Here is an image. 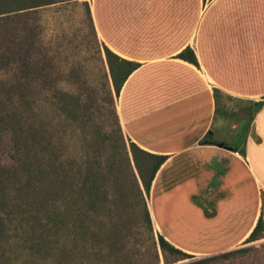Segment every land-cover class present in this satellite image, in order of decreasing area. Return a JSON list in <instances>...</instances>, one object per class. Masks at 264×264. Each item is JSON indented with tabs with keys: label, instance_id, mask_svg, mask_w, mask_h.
Listing matches in <instances>:
<instances>
[{
	"label": "crops",
	"instance_id": "crops-1",
	"mask_svg": "<svg viewBox=\"0 0 264 264\" xmlns=\"http://www.w3.org/2000/svg\"><path fill=\"white\" fill-rule=\"evenodd\" d=\"M91 16L101 45L139 64L118 96L125 137L168 157L155 231L194 256L238 247L264 207V0H92ZM187 46L198 66L176 57Z\"/></svg>",
	"mask_w": 264,
	"mask_h": 264
},
{
	"label": "rangeland",
	"instance_id": "rangeland-1",
	"mask_svg": "<svg viewBox=\"0 0 264 264\" xmlns=\"http://www.w3.org/2000/svg\"><path fill=\"white\" fill-rule=\"evenodd\" d=\"M91 2L64 0L0 25V117L17 114L28 133L19 160L0 157V264H166L144 220L149 197ZM250 245L264 254V239Z\"/></svg>",
	"mask_w": 264,
	"mask_h": 264
},
{
	"label": "trees",
	"instance_id": "trees-1",
	"mask_svg": "<svg viewBox=\"0 0 264 264\" xmlns=\"http://www.w3.org/2000/svg\"><path fill=\"white\" fill-rule=\"evenodd\" d=\"M64 0H0V25H9L15 22L17 15L21 12L27 13L35 11L37 8L60 3ZM210 0H203V4ZM86 4V3H84ZM87 6V5H86ZM87 11L89 7L87 6ZM93 26V25H92ZM13 49V48H12ZM105 60L108 66V75L112 83L113 92L119 96L121 88L127 78L139 67L138 63L128 61L118 57L103 45ZM17 52L13 49L8 61L15 57ZM2 59L6 57L0 54ZM178 59L198 66L196 57L190 47H186L178 55ZM263 104L258 103L255 111L259 110ZM117 118V116H116ZM27 129L17 114H6L0 117V157L10 160H19L25 151L27 140ZM129 140V139H128ZM130 152L136 169L139 173L145 194L149 195L151 183L161 167L167 160V156L150 154L140 149L129 140ZM143 155L146 159V168L142 169L139 159ZM264 207L261 206L256 224L248 237L239 247L197 259L191 264H264V254L258 252L251 243L264 239ZM144 220L152 231V221L147 207H145ZM157 244L166 264L194 258V255L179 250L168 243L164 237L157 233ZM259 254V257L257 256ZM172 260V261H171Z\"/></svg>",
	"mask_w": 264,
	"mask_h": 264
},
{
	"label": "water",
	"instance_id": "water-1",
	"mask_svg": "<svg viewBox=\"0 0 264 264\" xmlns=\"http://www.w3.org/2000/svg\"><path fill=\"white\" fill-rule=\"evenodd\" d=\"M210 134V133H209ZM217 147H219V148H224V149H227V150H232V148H230V147H227V146H225L223 143H218L217 144Z\"/></svg>",
	"mask_w": 264,
	"mask_h": 264
}]
</instances>
